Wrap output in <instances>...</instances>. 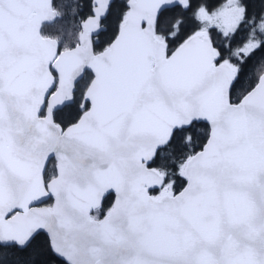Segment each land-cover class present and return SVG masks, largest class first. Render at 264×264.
Instances as JSON below:
<instances>
[{
  "label": "snow or ice",
  "instance_id": "obj_1",
  "mask_svg": "<svg viewBox=\"0 0 264 264\" xmlns=\"http://www.w3.org/2000/svg\"><path fill=\"white\" fill-rule=\"evenodd\" d=\"M0 264H264V0H0Z\"/></svg>",
  "mask_w": 264,
  "mask_h": 264
}]
</instances>
